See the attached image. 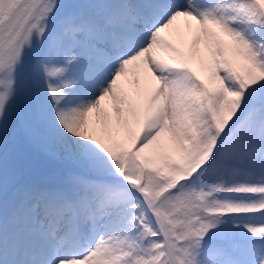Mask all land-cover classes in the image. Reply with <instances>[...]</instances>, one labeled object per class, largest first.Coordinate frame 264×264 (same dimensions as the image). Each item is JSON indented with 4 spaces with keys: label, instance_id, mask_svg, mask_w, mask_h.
Here are the masks:
<instances>
[{
    "label": "snow or ice",
    "instance_id": "snow-or-ice-1",
    "mask_svg": "<svg viewBox=\"0 0 264 264\" xmlns=\"http://www.w3.org/2000/svg\"><path fill=\"white\" fill-rule=\"evenodd\" d=\"M0 264H264V0H0Z\"/></svg>",
    "mask_w": 264,
    "mask_h": 264
},
{
    "label": "bare ground",
    "instance_id": "bare-ground-1",
    "mask_svg": "<svg viewBox=\"0 0 264 264\" xmlns=\"http://www.w3.org/2000/svg\"><path fill=\"white\" fill-rule=\"evenodd\" d=\"M194 67H195V65H194Z\"/></svg>",
    "mask_w": 264,
    "mask_h": 264
}]
</instances>
